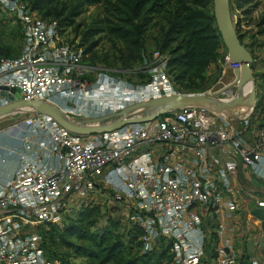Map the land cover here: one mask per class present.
I'll use <instances>...</instances> for the list:
<instances>
[{"label":"built area","instance_id":"obj_1","mask_svg":"<svg viewBox=\"0 0 264 264\" xmlns=\"http://www.w3.org/2000/svg\"><path fill=\"white\" fill-rule=\"evenodd\" d=\"M0 9L20 28L18 52L0 57V93L18 88L20 99L51 103L75 123L180 94L167 53L154 50L144 59V78H125L124 70L86 63L70 29L24 0H0ZM223 63L240 66L227 52ZM234 94L232 86L215 97L227 101ZM10 102L0 96V108ZM255 113L253 107L226 117L185 106L96 134L73 133L37 111L0 117L10 119L0 127V264H41L37 226L62 225L82 206L99 203L98 196L142 230V251L168 244L171 264H264V252L237 259L219 220L220 213L240 210L250 218L247 200L264 209V197L236 182L238 161L264 180V123L257 124Z\"/></svg>","mask_w":264,"mask_h":264},{"label":"trees","instance_id":"obj_2","mask_svg":"<svg viewBox=\"0 0 264 264\" xmlns=\"http://www.w3.org/2000/svg\"><path fill=\"white\" fill-rule=\"evenodd\" d=\"M24 1L42 18L56 19L63 29H70L71 33L74 19L84 6L100 5L103 12L100 23L104 26L97 28L95 32L105 31L108 36L120 40L128 51V57L138 58L142 62L146 58L143 56L146 29L152 24H162V37L156 50L168 54L167 67L171 80L182 87L198 86L199 83L196 84L195 80L204 78L209 64L224 61V53L221 51L224 45L214 21L212 0ZM250 2L251 0H237V7L241 8ZM239 38L252 53L255 72L256 62L259 60L256 49L264 46V40L244 43L242 37ZM96 45L97 40L92 41L84 49V53L91 51ZM1 56L11 55H6L0 46ZM140 76L144 78L145 75L141 72ZM258 76L262 83L259 85V80L255 78L257 101L254 110L262 113L264 69H258ZM103 206L100 203H89L62 225H45L41 242L44 255H47L44 245L47 240H51L70 249L73 258L83 260L81 264H171L172 255L168 244L142 251V230L135 224L126 222V228L119 230L118 219L108 217L103 225L98 226ZM252 215L264 220V215L258 216L254 211ZM48 255L61 264H71L64 257L57 258L51 253Z\"/></svg>","mask_w":264,"mask_h":264},{"label":"rangeland","instance_id":"obj_3","mask_svg":"<svg viewBox=\"0 0 264 264\" xmlns=\"http://www.w3.org/2000/svg\"><path fill=\"white\" fill-rule=\"evenodd\" d=\"M229 3L237 25V34L242 37L241 39H243V42L248 43L254 40L261 42V40H264V0H251L250 3L243 5L241 8L237 7V0H229ZM102 16L103 12L100 5L84 6L81 13L74 19V24L71 27L72 33H70L78 41V45H80L83 50L89 43L97 40V45L86 53V63L92 66L105 67L113 71L124 70L122 76L125 78L128 76L132 79L141 78L140 73L143 62L138 58H129L128 51L120 40L108 36L105 31L95 32L97 28L104 26V24L100 23ZM161 26L162 24H152L146 29L143 38L144 57L146 56L147 58L154 50L159 48L158 41L162 37ZM0 46L2 50L6 52V55L16 54L20 46V28L10 14L4 9H0ZM224 49L226 51L225 47ZM256 52L258 54L257 59L259 60L256 62L255 68L257 69H255L254 75L255 78L259 80L260 85L262 80L261 77L258 76V69H264V46L256 49ZM218 63L219 62L209 64L205 70L204 78L200 81L195 80L196 84L199 83V85L194 88L182 87L175 82L172 83L180 94H187L205 93L212 87L218 88L233 81L235 78L233 70L227 69L223 62ZM262 99V103L264 104V96ZM261 118L259 122L263 123L264 114ZM9 120L8 117L0 119V127L8 124ZM97 201L104 205L98 221V226L103 225L108 217H113L116 220L118 219L120 224L119 230H122V227H124V229L126 228V222L132 223L127 217L116 214L114 212L115 208H108L110 203L105 196H98ZM246 210L251 213L254 211L258 216L264 215V209L256 208L253 203L248 204ZM243 216L242 219L236 220L239 231H242L241 236L244 238L246 235L256 240L255 235H257V232L263 230L262 225L260 226L257 221H253V216L250 218H246L245 214H243ZM44 226L45 225L42 224L38 225L36 228L35 234L39 235L40 242L43 241L42 231L45 229ZM237 234L238 233L234 236ZM251 243L250 241L247 243L249 248L252 247ZM260 245L264 247V239L261 241ZM242 246L243 245H240L239 241H236L234 254L237 259H239L240 256L245 257L240 249ZM44 247L46 248L47 255H44V261L41 264H61L57 259L51 258L48 255L49 253L55 255L57 258L60 256L64 257V259L71 264H81L83 262L81 258H73L72 251L58 241L47 240ZM251 257L253 258L252 255Z\"/></svg>","mask_w":264,"mask_h":264},{"label":"water","instance_id":"obj_4","mask_svg":"<svg viewBox=\"0 0 264 264\" xmlns=\"http://www.w3.org/2000/svg\"><path fill=\"white\" fill-rule=\"evenodd\" d=\"M212 13L230 61L240 64L239 67L233 69L234 80L214 95L187 93L151 98L129 105L117 113L94 118L86 123H75L53 104L42 100H22L19 98V89L12 88L10 93L5 91L0 93V96L12 100L8 105L0 108V117L17 109L37 111L50 115L60 125L73 133L96 134L119 128L125 124L150 121L185 106H198L209 111L222 113L226 117L241 116L253 109L256 101L252 53L241 42L237 34L236 22L229 0H212ZM232 86L235 87V94L230 100L225 101L215 97L221 91ZM261 225L264 228V220L261 221Z\"/></svg>","mask_w":264,"mask_h":264},{"label":"crops","instance_id":"obj_5","mask_svg":"<svg viewBox=\"0 0 264 264\" xmlns=\"http://www.w3.org/2000/svg\"><path fill=\"white\" fill-rule=\"evenodd\" d=\"M221 51H223V53L226 52L224 48H222ZM256 101H257V96H256ZM263 114H264V111L262 113H258V112L255 113V115L257 116V124H260L259 119L263 116ZM237 169H238V173L236 176L237 184L241 186L242 188L251 191L255 196L264 197V180L258 176L257 168L256 169L249 168L243 165L240 161H238ZM250 203H253V201L247 200L246 207ZM243 214H245L246 218H249L246 215V213L241 210L239 212L235 211V214H230V215H227L224 213L219 214V220L224 228V232L221 238L223 241L227 242L228 244H231L233 249L235 247L236 241H239L240 245H243L242 247H240V249L245 257L246 256L251 257L252 255L253 258L258 259L262 256L264 252V247L260 245L261 241L264 239V228L263 230L256 233L257 234L255 235L256 240L246 235L243 238L241 236L242 231H239V227L237 226V221H236V220L242 219L244 217ZM251 216L253 215L251 214L250 217ZM253 221H257V218H255L254 216H253ZM236 233L238 234L234 236ZM249 241L252 242L251 248L247 246V243Z\"/></svg>","mask_w":264,"mask_h":264},{"label":"bare ground","instance_id":"obj_6","mask_svg":"<svg viewBox=\"0 0 264 264\" xmlns=\"http://www.w3.org/2000/svg\"><path fill=\"white\" fill-rule=\"evenodd\" d=\"M247 88H248V87H247ZM246 90H247V89H246ZM246 90H245V91H246Z\"/></svg>","mask_w":264,"mask_h":264}]
</instances>
